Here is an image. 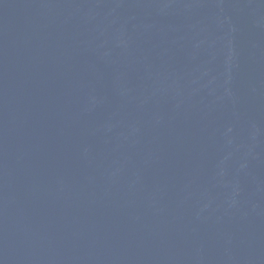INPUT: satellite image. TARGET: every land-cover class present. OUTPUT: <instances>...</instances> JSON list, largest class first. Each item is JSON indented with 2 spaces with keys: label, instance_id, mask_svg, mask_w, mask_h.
I'll return each instance as SVG.
<instances>
[{
  "label": "water",
  "instance_id": "obj_1",
  "mask_svg": "<svg viewBox=\"0 0 264 264\" xmlns=\"http://www.w3.org/2000/svg\"><path fill=\"white\" fill-rule=\"evenodd\" d=\"M0 264H264V0H0Z\"/></svg>",
  "mask_w": 264,
  "mask_h": 264
}]
</instances>
